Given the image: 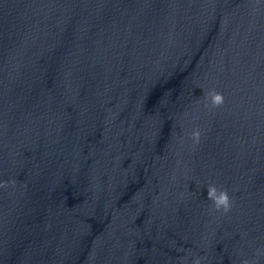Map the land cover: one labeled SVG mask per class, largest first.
Listing matches in <instances>:
<instances>
[{"label": "water", "instance_id": "water-1", "mask_svg": "<svg viewBox=\"0 0 264 264\" xmlns=\"http://www.w3.org/2000/svg\"><path fill=\"white\" fill-rule=\"evenodd\" d=\"M0 264H264V0H0Z\"/></svg>", "mask_w": 264, "mask_h": 264}]
</instances>
